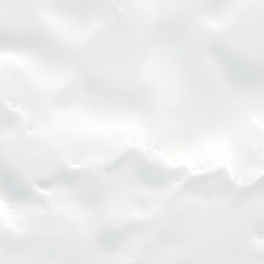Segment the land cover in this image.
Instances as JSON below:
<instances>
[{
    "label": "snow or ice",
    "instance_id": "6c2138e0",
    "mask_svg": "<svg viewBox=\"0 0 264 264\" xmlns=\"http://www.w3.org/2000/svg\"><path fill=\"white\" fill-rule=\"evenodd\" d=\"M0 264H264V0H0Z\"/></svg>",
    "mask_w": 264,
    "mask_h": 264
}]
</instances>
